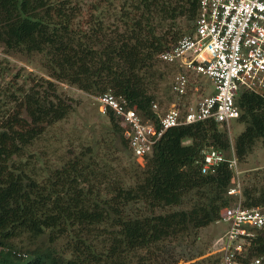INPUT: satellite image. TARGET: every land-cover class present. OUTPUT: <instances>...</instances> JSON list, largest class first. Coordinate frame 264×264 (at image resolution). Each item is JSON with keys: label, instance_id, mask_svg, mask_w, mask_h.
Segmentation results:
<instances>
[{"label": "trees", "instance_id": "trees-1", "mask_svg": "<svg viewBox=\"0 0 264 264\" xmlns=\"http://www.w3.org/2000/svg\"><path fill=\"white\" fill-rule=\"evenodd\" d=\"M134 6L142 13L125 21L123 33L107 39L100 23L86 30L74 25L79 11L72 0H0V45L7 53H42L69 83L126 98L148 118L160 90L171 98L169 83L160 86L170 68L159 54L179 37L168 41L166 33L157 34L145 12L164 19L181 14L192 21L197 0L181 5L138 0ZM43 83V90L27 89L16 111L0 121V264H164L168 245L194 241L201 228L219 219L221 209L238 201L227 193L235 177L227 163L201 172L203 151L214 148L230 156L233 149L240 163L258 141L264 148V92L241 90L235 98L236 119L245 126L233 142L224 124L198 121L168 128L143 164L121 161L115 166L87 147L39 174L19 157L72 109L66 98L51 94L52 81ZM107 116L120 145L129 150L117 117L110 111ZM252 179L240 185L241 204L262 207L264 167ZM44 235L46 242L40 239ZM59 235L72 240L69 257L48 244ZM23 236L30 243L24 250L14 246ZM97 236L101 247L93 239ZM22 250L31 259H24ZM247 251L264 264V230L256 231ZM211 261L220 264V256L187 264Z\"/></svg>", "mask_w": 264, "mask_h": 264}, {"label": "built area", "instance_id": "built-area-1", "mask_svg": "<svg viewBox=\"0 0 264 264\" xmlns=\"http://www.w3.org/2000/svg\"><path fill=\"white\" fill-rule=\"evenodd\" d=\"M159 59L170 68L172 97L166 110L153 102L145 118L126 98L110 92L97 96L101 111L117 117L132 156L142 160L170 127L205 120L229 125L239 115L235 98L241 90L256 92L264 86V0H197L190 32ZM207 80L213 84L209 90ZM222 162L236 169L233 149L225 156L208 148L202 153L201 172ZM234 179L227 193L238 201L221 209L216 221L226 226L218 240L220 264H261V258L249 257L247 246L256 231L264 230V206H242L240 184Z\"/></svg>", "mask_w": 264, "mask_h": 264}, {"label": "rangeland", "instance_id": "rangeland-1", "mask_svg": "<svg viewBox=\"0 0 264 264\" xmlns=\"http://www.w3.org/2000/svg\"><path fill=\"white\" fill-rule=\"evenodd\" d=\"M137 1L72 0L73 5L79 11L74 20V25L86 30L100 23L105 37L107 39L114 38L117 34L125 31V21H130L132 17L142 13L141 8L137 11L134 8ZM182 1L172 0V4L181 5ZM146 14L152 27L156 30L155 32L157 34L166 33L168 41L173 35L180 37L182 34L190 32L192 21L186 15L176 14L173 19H164L161 14L155 11L145 12ZM96 19L98 20L95 21ZM0 48L2 49L0 54V121L16 111V101L22 98L27 89L30 87L36 90L45 89L47 85L43 83V79H48L54 83L55 89L54 91L51 90L52 95L57 93L66 98L72 105L69 114L64 119L49 126L19 159L37 169L39 174H42L44 169L60 166L66 159L86 151L87 147H91L97 155L113 160L115 166L117 162L121 161L126 165L134 161L140 164L144 163L142 159L133 157L128 149H124L120 145L119 133L111 126L107 113L101 111L102 105L97 101L99 94L87 92L69 83L65 80L60 69L51 65L42 53H28L23 50L7 53L1 45ZM170 79L171 77L168 75L161 81V88L168 85ZM205 84H207L208 90L213 87L210 81ZM258 92L263 93L264 86L259 88ZM158 94L157 102L161 111H164L169 106L171 98H169L168 93H163L161 90ZM170 97H172L171 93ZM244 126L242 122L233 119L229 125H224L223 128L227 131L230 141L233 142L234 138L244 129ZM263 167L264 148L262 143L258 141L252 152L242 162L237 163L235 179L240 185L254 183L253 173L256 169ZM157 211L160 210L157 209ZM225 227L223 222H214L201 228L198 231V238L194 241L168 245L163 256L164 264H187L206 256H211V260L215 255L220 256L218 240L224 233ZM40 239L46 242L45 235ZM93 239L101 247L102 238L97 236ZM71 242L69 235H59L48 241V244L59 253L69 257L71 255L69 251ZM14 246L24 250L30 246V243L23 236L14 240ZM23 250L20 255L24 259H31L32 256ZM200 251H203L202 256L187 260L188 257L195 256ZM204 264H212V261Z\"/></svg>", "mask_w": 264, "mask_h": 264}, {"label": "water", "instance_id": "water-1", "mask_svg": "<svg viewBox=\"0 0 264 264\" xmlns=\"http://www.w3.org/2000/svg\"><path fill=\"white\" fill-rule=\"evenodd\" d=\"M232 172H233L234 174H236V169H232Z\"/></svg>", "mask_w": 264, "mask_h": 264}]
</instances>
